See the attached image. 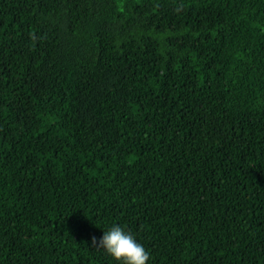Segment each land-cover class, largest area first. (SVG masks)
<instances>
[{"label":"trees","instance_id":"obj_1","mask_svg":"<svg viewBox=\"0 0 264 264\" xmlns=\"http://www.w3.org/2000/svg\"><path fill=\"white\" fill-rule=\"evenodd\" d=\"M264 264V0H0V264Z\"/></svg>","mask_w":264,"mask_h":264},{"label":"clouds","instance_id":"obj_2","mask_svg":"<svg viewBox=\"0 0 264 264\" xmlns=\"http://www.w3.org/2000/svg\"><path fill=\"white\" fill-rule=\"evenodd\" d=\"M92 243L102 247L121 264H146L149 258L144 245L119 223L103 230L99 238L93 236Z\"/></svg>","mask_w":264,"mask_h":264}]
</instances>
